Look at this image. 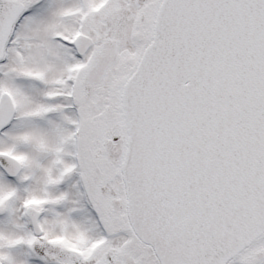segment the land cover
Instances as JSON below:
<instances>
[{"label":"snow or ice","instance_id":"snow-or-ice-1","mask_svg":"<svg viewBox=\"0 0 264 264\" xmlns=\"http://www.w3.org/2000/svg\"><path fill=\"white\" fill-rule=\"evenodd\" d=\"M0 264H264V0H0Z\"/></svg>","mask_w":264,"mask_h":264}]
</instances>
